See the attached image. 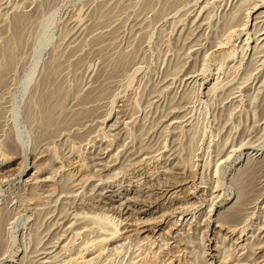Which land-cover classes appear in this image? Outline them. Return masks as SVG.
I'll use <instances>...</instances> for the list:
<instances>
[{
    "label": "rangeland",
    "instance_id": "obj_1",
    "mask_svg": "<svg viewBox=\"0 0 264 264\" xmlns=\"http://www.w3.org/2000/svg\"><path fill=\"white\" fill-rule=\"evenodd\" d=\"M0 264H264V0H0Z\"/></svg>",
    "mask_w": 264,
    "mask_h": 264
}]
</instances>
